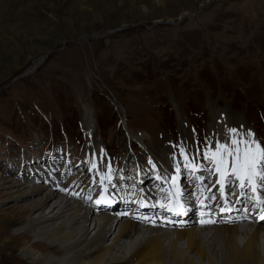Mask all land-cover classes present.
Returning <instances> with one entry per match:
<instances>
[{
    "label": "rangeland",
    "instance_id": "obj_1",
    "mask_svg": "<svg viewBox=\"0 0 264 264\" xmlns=\"http://www.w3.org/2000/svg\"><path fill=\"white\" fill-rule=\"evenodd\" d=\"M262 115L264 0H0V177L28 183L0 195V264H30L18 209L78 172L87 188L90 144L152 168L129 133L157 155L175 145L179 161L195 136L205 158L225 121L257 127L264 147Z\"/></svg>",
    "mask_w": 264,
    "mask_h": 264
},
{
    "label": "bare ground",
    "instance_id": "obj_2",
    "mask_svg": "<svg viewBox=\"0 0 264 264\" xmlns=\"http://www.w3.org/2000/svg\"><path fill=\"white\" fill-rule=\"evenodd\" d=\"M40 62L35 63L28 73ZM87 174L76 173L63 190L44 186L39 189L42 194L18 206V210L26 215L27 225L13 235L26 240L18 254L21 260L30 264H264L262 224L218 227L209 232L185 228L171 234L140 230L132 223L118 222L114 218L115 211H110V215L102 212L98 219L94 218L91 228L88 209L96 210L99 206L92 203L91 208L82 211L90 202L83 198L89 194V190L83 187L88 180ZM21 181L22 184L0 177V195H6L8 190L19 191L21 185L28 184L23 179ZM140 185H143L142 181ZM69 187L72 191L67 193ZM72 198L77 200L75 205L70 202ZM118 205L127 206L126 198H121ZM115 226L116 233L113 234ZM0 233L9 232L1 227ZM31 236L39 242L32 241ZM127 236L129 241L125 242ZM183 237L186 241L181 244Z\"/></svg>",
    "mask_w": 264,
    "mask_h": 264
},
{
    "label": "snow or ice",
    "instance_id": "obj_3",
    "mask_svg": "<svg viewBox=\"0 0 264 264\" xmlns=\"http://www.w3.org/2000/svg\"><path fill=\"white\" fill-rule=\"evenodd\" d=\"M233 133H235V130H233ZM248 135L251 136L252 134L249 133ZM240 143L241 141L235 139L231 141L232 147L222 143L216 151L212 152L211 156H205V158L214 163L215 171L220 174L222 181L226 178L227 168L230 163L232 175L240 181L239 187L244 188L245 180H247L252 190L255 191L257 180L260 186L264 187V163H262L264 162V149L259 144H256L255 151H253L250 142L244 141L245 148L241 152ZM223 190L224 185L221 184V191ZM259 202L264 204V200ZM97 203L99 204L100 201L98 200ZM260 219L264 220V215Z\"/></svg>",
    "mask_w": 264,
    "mask_h": 264
}]
</instances>
